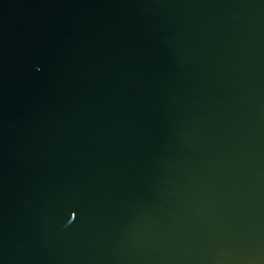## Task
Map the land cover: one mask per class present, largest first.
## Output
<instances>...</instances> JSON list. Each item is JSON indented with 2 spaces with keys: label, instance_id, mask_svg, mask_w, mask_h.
Listing matches in <instances>:
<instances>
[{
  "label": "water",
  "instance_id": "1",
  "mask_svg": "<svg viewBox=\"0 0 264 264\" xmlns=\"http://www.w3.org/2000/svg\"><path fill=\"white\" fill-rule=\"evenodd\" d=\"M0 264H264V0H0Z\"/></svg>",
  "mask_w": 264,
  "mask_h": 264
}]
</instances>
